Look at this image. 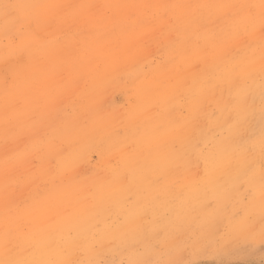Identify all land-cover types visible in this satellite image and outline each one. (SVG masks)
<instances>
[{"label":"rangeland","instance_id":"rangeland-1","mask_svg":"<svg viewBox=\"0 0 264 264\" xmlns=\"http://www.w3.org/2000/svg\"><path fill=\"white\" fill-rule=\"evenodd\" d=\"M263 31L264 0H0V255L31 257L0 262L264 264Z\"/></svg>","mask_w":264,"mask_h":264},{"label":"bare ground","instance_id":"bare-ground-1","mask_svg":"<svg viewBox=\"0 0 264 264\" xmlns=\"http://www.w3.org/2000/svg\"><path fill=\"white\" fill-rule=\"evenodd\" d=\"M60 1H61V0H60ZM62 1H65V0H62ZM73 1H74V0H73ZM94 1H95V0H94ZM213 2H214V1H213ZM51 3H53V2H51ZM114 3H115V2H114ZM184 3H185V1H184ZM189 3H190V2H189ZM196 3H197V2H196ZM74 4H75V2H74ZM100 4H101V3H100ZM100 4H99V5H100ZM132 4H134V3H132ZM132 4H131V5H132ZM79 5H80V4H79ZM159 5H160V4H159ZM62 6H63V5H62ZM75 6H77V5H75ZM96 6H97V5H95V7H96ZM129 6H130V5H129ZM134 6L136 7L135 4H134ZM190 6H191V5H190ZM60 7H61V6H60ZM110 7H112V6H110ZM126 7H127V6H125V7H123V8H126ZM135 7H133V8H135ZM235 7H236V6H235ZM69 8H70V7H69ZM71 8H72V7H71ZM71 8H70V10H71ZM102 8H103V7H102ZM119 8H120V7H119ZM127 8H128V7H127ZM127 8H126V9H127ZM130 8H132V7H130ZM35 9H36V8H35ZM66 9H67V8H66ZM74 9H75V8H74ZM77 9H79V8H77ZM116 9H117V8H116ZM246 9H247V8H246ZM246 9H245V10H246ZM119 10H120V9H119ZM128 10H129V9H128ZM128 10H127V11H128ZM197 10H198V9H197ZM202 10H203V9H202ZM61 11H62V10H61ZM127 11H126V13H127ZM167 11H168V10H167ZM236 11H237V10H236ZM242 11H243V8H242ZM47 12H48V11H47ZM55 12H57V11L55 10ZM93 12H94V10H93ZM93 12H92V13H93ZM95 12H96V10H95ZM111 12H112V11H111ZM132 12L135 13L136 11L132 10ZM229 12H230V11H229ZM237 12H238V11H237ZM245 12H246V11H245ZM51 13H52V12H51ZM68 13H69V12H68ZM136 13H137V12H136ZM136 13H135V15L137 16ZM190 13H191V10H190ZM238 13H240V12H238ZM242 13H243V12H242ZM57 14H58V13H57ZM86 14H87V13H86ZM202 14H203V12H202ZM227 14H228V12H227ZM240 14H241V13H240ZM243 14H244V13H243ZM50 15H51V14H50ZM79 15H80V14H79ZM88 15H89V14H88ZM88 15H87V16H88ZM92 15H93V14H92ZM128 15H130V12H129ZM143 15H144V14H143ZM164 15H165V14H164ZM187 15H189V13H188ZM236 15H237V14H236ZM93 16H95V15H93ZM162 16H163V15H162ZM162 16H160L159 20L162 19V18H161ZM223 16H224V15H223ZM60 17H61V16H60ZM67 17H68V16H67ZM78 17H79V16H78ZM83 17H84V15H83ZM111 17H112V16H111ZM111 17H110V18H111ZM138 17H139V16H137L136 18H138ZM182 17H184V16H181V18H182ZM232 17H233V15H232ZM235 17H236V16H235ZM45 18H46V17H45ZM74 18H75V17H74ZM117 18H118V17H117ZM139 18H140V17H139ZM168 18H169V16H168ZM181 18H180V19H181ZM197 18H198V17H197ZM209 18H210V17H209ZM220 18H221V17H220ZM236 18H237V17H236ZM68 19H69V17H68ZM71 19H72V18H71ZM78 19H79V18H78ZM141 19H142V18H141ZM144 19H145V18H144ZM165 19H166V18H165ZM206 19H208V18L206 17ZM230 19H231V18H230ZM230 19H229V20H230ZM64 20H65V22L67 23V20H66V19H64ZM92 20H93V19H91L90 21H92ZM129 20L132 21V19H129ZM156 20H157V19H156ZM52 21H54V20H52ZM58 21H59V20H58ZM95 21H96V20H95ZM111 21H112V20H111ZM120 21H121V20H120ZM139 21H140V20H139ZM152 21H153V20H152ZM152 21H151V22H152ZM163 21H164V20H162L161 22H158L157 24H156L157 21H155L154 24H156V25H155L156 28H154V27L152 26V29L154 28L155 31L157 30V32H158V31L161 32V31H164L165 29H167V28H168V22H166V21L163 22ZM202 21H203V20H202ZM54 22H56V21H54ZM68 22H69V21H68ZM85 22H88V21H85ZM141 22H142V20H141ZM195 22H196V21H195ZM215 22H216V21H215ZM215 22H214V23H215ZM227 22H228V21H227ZM227 22H226V23H227ZM66 23H65V25H66ZM75 23H76V22H75ZM95 23H96V22H95ZM127 23H128V21H127ZM129 23H130V22H129ZM129 23H128V24H129ZM134 23H135V22H134ZM144 23H145V22H144ZM146 23H147V22H146ZM83 24H84V23H83ZM131 24H132V23H130V25H131ZM139 24H140V22H139ZM147 24H148V23H147ZM147 24H145V25H147ZM151 24H152V23H150L149 25H151ZM50 25H51V23H50ZM50 25H49V26H50ZM84 25H85V24H84ZM90 25H92V23H91ZM96 25H97V23H96ZM145 25H144V26H145ZM152 25H153V24H152ZM172 25H174V24H172ZM203 25H204V24H203ZM211 25H212V24H211ZM237 25H238V24H237ZM66 26H67V25H66ZM68 26H70V24H68ZM86 26H87V25H86ZM126 26H127V25H126ZM126 26H125V27H126ZM133 26H134V25H133ZM192 26H193V25H192ZM56 27H59V26L56 25ZM96 27H97V26H96ZM101 27H102V26H101ZM119 27H120V26H119ZM127 27H128V26H127ZM127 27H126V28H127ZM184 27H185V26H184ZM66 28H67V27H66ZM98 28H99V27H98ZM98 28H97V29H98ZM103 28H104V27H103ZM141 28H142V27H141ZM178 28H179V27H178ZM178 28H176V29H178ZM187 28H188V26H187ZM214 28H215V27H214ZM216 28H217V27H216ZM54 29H56V28H54ZM58 29H59V28H58ZM62 29H63V28H62ZM78 29H79V28H78ZM93 29H94V28H93ZM101 29H102V28H101ZM120 29H121V28H120ZM123 29H125V28H123ZM128 29H129V27H128ZM189 29H190V28H189ZM246 29H247V28H246ZM69 30H70V29H69ZM87 30H88V29H87ZM87 30H86V31H87ZM89 30H90V28H89ZM114 30H115V29H114ZM117 30H118V29H117ZM136 30H137V29H136ZM136 30H135V32H137ZM138 30H140V29H138ZM233 30H234V29H233ZM52 31H53V30H52ZM70 31H71V30H70ZM83 31H84V30H83ZM83 31H81V32H83ZM107 31H108V30H107ZM119 31H120V30H119ZM124 31H125V30H124ZM150 31H151V29H150ZM96 32H97V31H96ZM104 32H105V31H104ZM113 32H114V31H113ZM160 32H159V33H160ZM175 32H176V31H175ZM261 32H262V31H261ZM263 32H264V31H263ZM55 33H56V32H55ZM74 33H76V32H74ZM89 33H91V31H90ZM108 33H109V31H108ZM108 33H106V34H108ZM111 33H112V31H111ZM124 33H125V32H124ZM130 33H131V32H129V34H130ZM147 33H149V32H147ZM150 33H151V32H150ZM81 34H82V33H81ZM100 34H101V33H100ZM131 34H132V33H131ZM144 34L146 35V33H144ZM152 34H153V33H152ZM161 34H162V33H161ZM161 34H160V35H161ZM168 34H170V33H168ZM175 34L177 35V33H175ZM261 34H263V33H261ZM86 35H87V34H86ZM86 35H83V36H86ZM103 35H104V34H103ZM154 35H155V34H154ZM158 35H159V34H158ZM162 35H163V34H162ZM55 36H56V35H55ZM104 36H105V35H104ZM106 36H107V35H106ZM106 36H105V37H106ZM116 36H117V35H116ZM123 36H124V34H123ZM137 36H138V35H137ZM142 36H143V35H142ZM172 36H173V35H172ZM174 36H175V35H174ZM80 37H81V36H80ZM125 37H126V35H125ZM127 37H128V35H127ZM143 37H144V36H143ZM145 37L147 38V36H145ZM148 37H150V36H148ZM160 37H161V36H160ZM162 37L164 38V36H162ZM240 37H242V36H240ZM65 38H66V37H65ZM75 38H76V37H75ZM85 38H86V37H85ZM91 38H92V37H91ZM95 38H96V37H95ZM101 38H103V36H102ZM116 38H117V37H116ZM131 38H132V37H131ZM131 38H129V39H131ZM134 38H135V37H134ZM151 38H152V37H151ZM151 38H150V40H151ZM154 38H155V37H154ZM174 38H175V37H174ZM174 38L172 37L173 40H175ZM69 39H71V38H69ZM69 39H68V40H69ZM89 39H90V38H89ZM89 39H88V40H89ZM114 39H115V37H114ZM117 39H118V38H117ZM138 39H140V38H138ZM158 39H160V38H158ZM169 39H170V38H169ZM172 39H171V40H172ZM242 39H243V37H242ZM242 39H239V41L242 40ZM68 40H67V41H68ZM88 40H87V41H88ZM97 40H99V38H98ZM102 40H103V39H102ZM143 40H145V39H143ZM150 40H149V41H150ZM164 40H166V39H164ZM167 40H168V39H167ZM171 40H170V41H171ZM64 41H65V40L63 39V42H64ZM79 41H80V40H79ZM81 41H82V40H81ZM95 41H96V40H95ZM105 41H106V40H105ZM113 41H114V40H113ZM120 41H122V40H120ZM126 41H127V39H126ZM126 41H125V38H124V41H123L124 44H123V45L126 44ZM139 41H140V40H139ZM152 41H153V40H152ZM89 42H90V41H89ZM99 42H100V41H99ZM115 42H116V41H115ZM115 42H114V43H115ZM131 42H132V41H131ZM131 42H130V43H131ZM144 42H147V40L144 41ZM158 42H159V41H158ZM245 42H246V41H245ZM39 43H40V42H39ZM68 43H69V41H68ZM72 43H73V42H72ZM77 43H78V42H77ZM94 43H95V42H94ZM104 43H105V42H104ZM116 43H117V42H116ZM132 43H133V42H132ZM137 43H138V42H137ZM163 43H164V42H163ZM171 43H172V42H171ZM197 43H198V42H197ZM215 43H216V42H215ZM36 44H38V43H36ZM45 44H46V43H45ZM62 44H64V43H62ZM85 44H86V43H85ZM102 44H103V43H102ZM142 44H143V43H142ZM244 44H245V43H244ZM252 44H253V42H252ZM57 45H58V44H57ZM76 45H77V44H76ZM80 45H81V44H80ZM134 45H136V42H135ZM167 45H168V44H167ZM189 45H190V44H189ZM194 45H195V44H194ZM47 46H48V45H47ZM58 46H59V45H58ZM62 46H63V45H62ZM65 46H66V45H65ZM70 46H71V45H70ZM102 46H103V45H102ZM109 46H110V45H109ZM111 46H114V45H111ZM119 46H121L120 43H119ZM181 46H182V45H181ZM237 46H238V45H237ZM249 46H250V45H249ZM257 46H258V45H257ZM66 47H67V46H66ZM121 47H126V46H121ZM136 47H137V46H136ZM136 47H135V48H136ZM149 47H150V46H149ZM161 47H162V46H161ZM182 47H183V46H182ZM229 47H230V46H229ZM39 48H40V47H39ZM56 48H57V47H56ZM115 48H116V47H115ZM234 48H236V47H234ZM248 48H250V47H248ZM248 48H247V49H248ZM54 49H55V48H54ZM73 49H74V48H73ZM73 49H72V50H73ZM77 49H78V48H77ZM110 49H111V48H110ZM136 49H137V48H136ZM226 49H227V48H226ZM247 49H246V50H247ZM58 50H59V49H58ZM117 50H118V49H117ZM137 50H138V49H137ZM146 50H147V49H146ZM160 50H161V49H160ZM165 50H166V48H165ZM165 50H164V51H165ZM239 50H241V49H239ZM38 51H39V50H38ZM74 51H75V50H74ZM85 51H86V50H85ZM138 51H139V50H138ZM45 52H46V51H45ZM57 52H58V51H57ZM118 52L120 53V51H118ZM128 52H129V51H128ZM136 52H137V51H136ZM148 52H149V51H148ZM205 52H206V51H205ZM205 52H204V53H205ZM229 52H230V51H229ZM233 52H234V50H233ZM74 53H75V52H74ZM129 53H132V51H130ZM227 53H228V52H227ZM231 53H232V52H231ZM246 53H247V52H246ZM35 54H37V53H34V55H35ZM82 54H83V53H82ZM228 54H230V53H228ZM238 54H239V53H238ZM34 55H33V56H34ZM59 55H60V54H59ZM71 55H72V54H71ZM74 55H75V54H74ZM100 55H101V54H100ZM233 55H236V54H233ZM246 55H248V54H246ZM45 56H47V55H45ZM80 56H81V53H80ZM83 56H84V55H83ZM102 56H103V55H102ZM118 56H119V55H118ZM130 56H131V55H130ZM134 56H135V55H134ZM137 56H138V55H137ZM139 56H140V55H139ZM239 56H240V55H239ZM239 56H237V57H239ZM51 57H52V56H51ZM55 57H56V56H55ZM141 57H142V56H141ZM232 57H233V56H232ZM232 57H231V58H232ZM47 58H48V56H47ZM47 58H46V60H47ZM57 58H58V57H57ZM63 58H64V57H63ZM83 58H84V57H83ZM226 58H228V55H227ZM246 58H247V57H246ZM52 59H53V58H52ZM61 59H62V58H61ZM88 59H89V57H88ZM98 59H99V58H98ZM125 59H126V58H125ZM142 59H143V58H142ZM70 60H72V59H70ZM70 60H69V61H70ZM73 60H75V59H73ZM81 60H82V59H81ZM81 60H80V61H81ZM207 60H209V59H207ZM225 60H226V62H227V59H225ZM244 60H245V59H244ZM41 61H42V60H41ZM89 61H90V60H89ZM99 61H100V60H99ZM47 62H48V61H47ZM72 62H73V61H72ZM137 62H138V61H137ZM242 62H243V60H242ZM42 63H43V62H42ZM125 63L128 64V62H125ZM125 63H124V64H125ZM224 63H225V62H224ZM45 64H46V63H45ZM69 64H70V63H69ZM82 64H83V63H82ZM97 64H98V63H97ZM122 64H123V63H122ZM132 64H133V63H132ZM135 64H136V63L134 62V65H135ZM137 64H138V63H137ZM140 64H141V62H140ZM162 64H163V63H162ZM166 64H167V63H166ZM227 64H228V62H227ZM229 64H230V63H229ZM241 64H242V63H241ZM241 64H240V65H241ZM37 65H38V64H37ZM46 65H47V64H46ZM83 65H84V64H83ZM95 65H96V64H95ZM106 65H107V63H106ZM111 65H112V64H111ZM120 65H121V63H120ZM120 65H119V66H120ZM134 65H133V66H134ZM138 65H139V64H138ZM163 65H164V64H163ZM163 65H162V66H163ZM220 65H221V64H220ZM220 65H219V66H220ZM224 65H226V64H224ZM240 65H239V66H240ZM97 66H98V65H97ZM116 66H117V65H116ZM128 66H129V65H128ZM130 66H131V65H130ZM133 66H132V67H133ZM195 66H196V65H195ZM197 66H198V65H197ZM197 66H196V68H197ZM207 66H208V65H207ZM101 67H102V66H101ZM108 67L110 68V66H108ZM132 67H131V68H132ZM138 67H139V66H138ZM176 67H177V65H176ZM176 67H175V68H176ZM179 67H180V66H179ZM220 67H221V66H220ZM237 67H238V66H237ZM244 67H245V66H244ZM247 67H249V66H247ZM247 67H246V68H247ZM67 68H68V67H67ZM99 68H100V67H99ZM122 68H123V67H122ZM199 68L201 69L200 66H199ZM206 68H207V67H206ZM218 68H219V67H218ZM218 68H217V69H218ZM230 68H231V67H230ZM95 69H96V68H95ZM132 69H133V68H132ZM134 69H135V68H134ZM137 69H138V68H137ZM202 69H203V68H202ZM202 69H201V70H202ZM204 69H205V68H204ZM219 69H220V68H219ZM67 70H68V69H67ZM106 70H107V69H106ZM119 70H120V69H119ZM122 70H124V68H123ZM245 70H246V69H245ZM256 70H257V69H256ZM117 71H118V70H117ZM186 71H187V70H186ZM196 71H197V70H196ZM207 71H208V69H207ZM123 72H124V71H123ZM136 72H137V71H136ZM173 72H175V71H173ZM199 72H201V71H199ZM203 72H204V70H203ZM203 72H201V76L204 74ZM205 72H206V70H205ZM234 72H235V70H234ZM234 72H233V73H234ZM11 73H12V72H11ZM109 73H110V72H109ZM196 73H197V72H196ZM202 73H203V74H202ZM120 74H121V72H120ZM141 74H142V72H141ZM166 74H167V72H166ZM199 74H200V73H199ZM253 74H254V73H253ZM253 74H252V75H253ZM259 74H260V73H259ZM97 75H98V73H97ZM112 75H113V74H112ZM112 75H111V76H112ZM146 75H147V74H146ZM156 75H157V74H156ZM193 75H194V77L197 76V75L195 76V73H194ZM100 76H101V75H100ZM106 76H107V75H106ZM136 76H137V75H136ZM140 76H141V75H140ZM221 76H222V75H221ZM250 76H251V75H250ZM107 77H108V76H107ZM118 77H119V74H118ZM169 77H170V76H169ZM171 77H172V76H171ZM189 77H190V76L188 75V79H187V80H190ZM194 77H193V79H194ZM199 77H200V76H199ZM208 77H209V76H208ZM238 77H239V76H238ZM243 77H244V76H243ZM14 78H15V77H14ZM103 78H104V77H103ZM18 79H19V78H18ZM24 79H25V78H24ZM65 79H66V78H65ZM116 79H117V78H116ZM118 79H119V78H118ZM132 79H134V78H132ZM171 79H172V78H171ZM185 79H186V78H185ZM191 79H192V78H191ZM193 79H192V80H193ZM198 79H199V78H198ZM200 79H201V78H200ZM200 79H199V81H200ZM238 79H239V78H238ZM242 79H243V78H242ZM16 80H17V79H16ZM96 80H97V79H96ZM105 80H106V79H105ZM120 80H121V79H120ZM136 80H137V79H136ZM142 80H143V79H142ZM153 80H154V79H153ZM187 80H186V82H187ZM192 80H191V81H192ZM243 80H244V79H243ZM256 80H257V78H256ZM97 81H98V80H97ZM121 81H122V80H121ZM123 81H124V80H123ZM127 81H129V80H127ZM134 81H135V80H134ZM159 81H160V80H159ZM191 81H190V82H191ZM235 81H237V80H235ZM15 82H16V81H15ZM35 82H36V81H35ZM60 82H62V80H61ZM83 82H84V81H83ZM86 82H87V81H86ZM113 82H114V81H113ZM169 82H170V80H169ZM183 82H185V81H183ZM183 82H182V84H183ZM186 82H185V83H186ZM229 82H230V81H229ZM242 82H243V81H242ZM16 83H17V82H16ZM88 83H89V82H88ZM123 83H124V82H123ZM176 83H177V82H176ZM178 83H181V82L178 81ZM185 83H184V84H185ZM187 83H189V82H187ZM197 83L199 84V82H197ZM11 84H12V83H11ZM40 84H41V83H40ZM105 84H106V81H105ZM112 84H114V83H112ZM162 84H163V83H162ZM200 84H203V82L200 83ZM234 84H235V83H234ZM237 84H238V82H237ZM237 84H236V86H237ZM14 85H15V84H14ZM47 85H48V84H47ZM86 85H87V84H86ZM109 85H110V84H109ZM132 85H133V84H132ZM134 85H135V84H134ZM139 85H140V84H139ZM178 85H180L179 88H181V84H178ZM232 85H233V83H232ZM129 86H130V85H129ZM188 86H189V85H188ZM188 86H187V87H188ZM193 86H194V85H193ZM218 86H219V85H218ZM239 86H240V85H239ZM251 86H252V85H251ZM40 87H41V86H40ZM79 87H80V86H79ZM117 87H118V86H116L115 88H117ZM120 87H122V86H120ZM120 87H118V88H120ZM131 87H132V86H131ZM134 87H135V86H134ZM137 87H138V86H137ZM139 87H140V86H139ZM194 87H196V83H195V86H194ZM212 87H213V86H212ZM82 88H84V87H82ZM111 88H113V87H111ZM156 88H157V87H156ZM176 88H177V87H176ZM182 88H183V86H182ZM184 88H185V87H184ZM197 88H198V87H197ZM219 88H220V87H219ZM233 88H234V86H233L231 89H233ZM249 88H250V87H249ZM10 89H11V88H10ZM40 89H41V88H40ZM79 89H80V88H79ZM85 89H86V88H85ZM129 89H130V88H129ZM198 89H199V88H198ZM205 89H206V88H205ZM207 89H208V88H207ZM214 89H215V88H214ZM214 89H213V92H212V93H214ZM223 89H224V88H223ZM235 89H236V88H235ZM250 89H252V88H250ZM260 89H262V88H260ZM127 90H128V89H127ZM185 90H186V88H185ZM224 90H225V89H224ZM88 91H89V90H88ZM91 91H92V90H91ZM91 91H90V92H91ZM109 91H110V90H109ZM109 91H108V92H109ZM114 91H115V90H114ZM139 91H140V90H139ZM176 91H177V89H176ZM179 91H180V90H179ZM193 91H196L195 88H194ZM202 91H203V90H202ZM204 91H205V90H204ZM218 91H219V90H218ZM79 92H80V91H79ZM125 92H126V91H125ZM191 92H192V91H191ZM224 92H225V91H224ZM229 92H230V91H229ZM229 92H228V93H229ZM97 93H99V92H97ZM111 93H112V92H111ZM120 93H122V92H120ZM129 93H130V92H129ZM175 93H176V92H175ZM199 93H200V92H199ZM199 93H198V94H199ZM217 93H218V92H217ZM228 93L226 94V96H229ZM132 94H133V93H132ZM179 94H180V92H179ZM182 94H183V93H182ZM185 94H186V93H185ZM215 94H216V93H215ZM229 94H230V93H229ZM73 95H74V94H73ZM203 95H204V94H203ZM206 95H207V94H206ZM213 95H214V94H213ZM249 95H250V94H249ZM10 96H11V95H10ZM84 96H85V95H84ZM86 96H87V95H86ZM88 96H89V95H88ZM151 96H152V95H151ZM186 96H187V94H186ZM195 96H196V94H195ZM195 96H194V97H195ZM204 96H205V95H204ZM204 96H203V97H204ZM221 96H222V93H221ZM224 96H225V95H224ZM180 97H181V96H180ZM196 97H197V96H196ZM200 97H201V96H200ZM205 97H206V96H205ZM77 98H78V97H77ZM137 98H138V95H137ZM86 99H87V98H86ZM88 99H89V98H88ZM143 99H144V98H143ZM173 99H174V98H173ZM199 99H200V98H199ZM227 99H228V98H227ZM234 99H235V98H234ZM134 100H135V99H134ZM151 100H152V99H151ZM192 100H193V99H192ZM197 100H198V99H197ZM209 100H210V99H209ZM217 100H218V99H217ZM224 100H225V99H224ZM224 100H223V102H224ZM250 100H251V99H250ZM79 101H80V100H79ZM193 101H194V100H193ZM210 101H211V100H210ZM219 101H221V99H220ZM233 101H234V100H233ZM255 101H256V100H255ZM88 102H89V101H88ZM135 102H136V100H135ZM155 102H156V101H155ZM190 102H191V101H190ZM205 102H206V101H205ZM86 103H87V102H86ZM192 103H193V102H192ZM192 103H191V104H192ZM194 103H195V102H194ZM206 103H207V102H206ZM246 103H247V102H246ZM61 104H62V103H61ZM110 104H111V103H110ZM117 104H118V103H117ZM185 104H186V103H185ZM185 104H184V105H185ZM187 104H188V103H187ZM196 104H197V102H196ZM213 104H214V103H213ZM227 104H228V103H227ZM16 105H17V103H16ZM130 105H131V104H130ZM133 105H134V104H133ZM171 105H172V104H171ZM201 105H202V104H201ZM224 105H226V104H224ZM151 106H152V105H151ZM206 106H208V105H206ZM227 106H228V105H227ZM255 106H256V105H255ZM77 107H78V106H77ZM82 107H83V106H82ZM188 107H189V106H188ZM196 107H199V106L197 105ZM222 107H225V106H222ZM5 108H6V107H5ZM105 108H106V107H105ZM122 108H123V107H122ZM122 108H120V109L123 110ZM203 108H204V107H203ZM218 108H219V107H218ZM220 108H221V106H220ZM226 108H227V107H226ZM245 108H246V107H245ZM78 109H79V108H78ZM125 109H126V108H125ZM130 109H131V107H130ZM130 109H129V111H130ZM179 109H180V111H181V108H179ZM198 109H199V108H198ZM216 109H217V108H216ZM221 109H222V108H221ZM221 109H220V110H221ZM76 110H77V109H76ZM101 110H102V109H101ZM108 110H109V109H108ZM205 110H206V109H205ZM205 110H204V111H205ZM210 110H211V109H210ZM10 111H11V110H10ZM74 111H75V110H74ZM127 111H128V110H127ZM196 111H197V110H196ZM6 112H7V111H6ZM78 112H79V111H78ZM172 112H173V111H172ZM192 112H193V110H192ZM210 112H211V111H210ZM218 112H219V111H218ZM223 112H224V111H223ZM226 112H227V111H226ZM127 113H128V112H127ZM127 113H126V114H127ZM193 113H194V112H193ZM196 113H197V112H196ZM200 113H201V112H200ZM229 113H230V112H229ZM253 113H254V112H253ZM63 114H64V113H63ZM153 114H154V113H153ZM178 114H179V113H178ZM180 114H181V113H180ZM201 114H202V113H201ZM206 114H207V113H206ZM10 115H12V114H10ZM122 115H123V114H122ZM223 115H224V113H223ZM231 115H232V114H231ZM231 115H230V117H231ZM169 116H170V115H169ZM181 116H182V115H181ZM195 116H196V115H195ZM251 116H252V115H251ZM57 117H58V116H57ZM82 117H83V116H82ZM206 117H207V116H206ZM230 117H229V119H230ZM248 117H249V115H248ZM175 118H176V117H175ZM191 118H192V117H191ZM193 118H194V116H193ZM197 118H198V117H197ZM215 118H216V117H215ZM11 119H12V118H11ZM20 119H21V118H20ZM93 119H94V118H93ZM97 119H98V118H97ZM189 119H190V118H189ZM199 119H200V118H199ZM206 119H207V118H206ZM229 119H228V120H229ZM82 120H83V119H82ZM140 120H141V119H140ZM247 120H248V119H247ZM58 121H59V120H58ZM76 121H78V120H76ZM109 121H110V120H109ZM117 121H118V119H117ZM134 121H135V120H134ZM194 121H195V120H193V122H194ZM212 121H213V120H212ZM122 122H123V121H122ZM204 122H205V121H204ZM216 122L218 123V121H216ZM236 122H237V121H236ZM82 123H83V122H82ZM84 123H85V122H84ZM199 123H200V122H199ZM207 123H208V122H207ZM244 123H245V122H244ZM139 124H140V123H139ZM153 124H154V123H153ZM195 124H196V123H195ZM208 124H210V123H208ZM208 124H207V125H208ZM215 124H216V123H215ZM215 124H214V125H215ZM229 124H230V123H229ZM53 125H54V124H53ZM57 125H58V124H57ZM60 125H61V124H60ZM96 125H98V124H96ZM113 125H114V124H113ZM120 125H121V124H120ZM137 125H138V124H137ZM193 125H194V123H193ZM201 125H202V124H201ZM212 125H213V124H212ZM240 125H241V123H240ZM11 126H12V125H11ZM91 126H92V125H91ZM140 126H141V125H140ZM222 126H223V125H222ZM238 126H239V125H237V127H238ZM54 127H55V126H54ZM58 127H59V126H58ZM67 127H69V126H67ZM105 127H106V126H105ZM105 127H104V128H105ZM141 127H142V126H141ZM218 127H219V124H218ZM79 128H80V127H79ZM185 128H186V127H185ZM205 128H206V127H205ZM47 129H48V128H47ZM91 129H92V128H91ZM95 129H96V128H95ZM102 129H103V128H102ZM216 129H217V127H216ZM2 130H4V129H2ZM99 130H100V129H99ZM105 130H106V129H105ZM108 130H109V129H108ZM108 130H106V131H108ZM189 130H190V128H189ZM219 130H220V129H219ZM219 130H218V131H219ZM235 130H236V129H235ZM51 131H52V130H51ZM80 131H81V130H80ZM173 131H174V130H173ZM210 131H211V130H210ZM214 131H215V130H214ZM242 131H243V130H242ZM110 132H111V131H110ZM202 132H204V131H202ZM202 132H201V133H202ZM208 132H209V131H208ZM215 132H216V131H215ZM47 133H48V132H47ZM92 133H93V132H92ZM112 133H113V131H112ZM116 133H117V132H116ZM100 134H101V133H100ZM190 134H192V133L190 132ZM194 134H196V133H194ZM245 134L247 135V133H245ZM94 135H95V134H94ZM202 135H204V134H202ZM208 135H209V134H208ZM210 135H212V134H210ZM88 136H89V135H88ZM217 136H218V134H217ZM211 137H212V136H211ZM93 138H94V137H93ZM111 138H112V137H111ZM6 139H7V138H6ZM64 139H65V138H64ZM98 139H99V138H98ZM208 139H209V138H208ZM251 139H252V138H251ZM65 140H66V139H65ZM79 140H80V139H79ZM83 140H84V139H83ZM88 140H89V139H88ZM200 140H201V139H200ZM241 140H242V139H241ZM78 142H79V141H78ZM234 142H235V141H234ZM241 142H242V141H240V143H241ZM7 143H8V142H7ZM211 143H212V142H211ZM67 144H68V142H67ZM81 144H82V143H81ZM102 144H103V143H102ZM122 144H123V143H122ZM238 144H239V142H238ZM11 145H12V144H11ZM72 146H73V145H72ZM237 146H238V145H237ZM131 147H132V146H131ZM197 147H198V145H197ZM197 147H196V148H197ZM117 148H118V147H117ZM125 148H126V147H125ZM201 148H202V147H201ZM103 149H104V148H103ZM113 149H114V148H113ZM127 149H128V148H127ZM17 150H18V149H17ZM96 150H97V149H96ZM121 150H122V148H121ZM124 150H125V149H124ZM248 150H249V147H248ZM88 151H89V150H88ZM103 151H104V150H103ZM104 152H105V151H104ZM104 152H103V153H104ZM5 153H6V152H5ZM10 153H11V152H10ZM16 153H17V152H16ZM118 153H119V151H118ZM11 154H12V153H11ZM85 154H86V153H85ZM98 154H99V153H98ZM5 155H7V154H5ZM91 155H92V154H91ZM29 156H30V155H29ZM119 156H120V155H119ZM199 156H200V155H199ZM87 157H88V156H87ZM99 157H100V156H99ZM108 157H109V156H108ZM121 159H122V158H121ZM115 160H116V159H115ZM115 160H114V162H115ZM260 160H261V159H260ZM86 163H87V165H88V162H86ZM89 164H90V163H89ZM97 164H98V163H97ZM112 164H113V163H112ZM114 164H115V163H114ZM80 165H81V164H80ZM82 165H83V164H82ZM91 165H92V164H91ZM108 165H109V164H108ZM260 165H261V163H260ZM30 166H31V165H30ZM94 166H96V165H94ZM94 166H93V167H94ZM34 167H35V166H34ZM87 167H88V166H87ZM260 167H261V166H260ZM84 168H85V167H84ZM15 169H16V168H15ZM98 169H99V168H98ZM103 169H104V168H102V170H103ZM26 170H27V169H26ZM94 170H95V169H94ZM104 170H105V169H104ZM72 171H73V170H72ZM85 171H86V169H85ZM106 171H107V170H106ZM111 171H112V170H111ZM27 172H28V171H27ZM27 172H26V173H27ZM45 172H46V171H45ZM79 172H80V171H79ZM198 172H199V171H198ZM87 173H88V172H87ZM51 174H52V172H51ZM51 174H50V175H51ZM88 174H89V173H88ZM94 174H95V173H94ZM104 174H105V173H104ZM121 174H122V173H121ZM17 175H19V174H17ZM30 175H31V174H30ZM81 175H82V174H81ZM123 175H124V174H123ZM125 175H126V174H125ZM13 176H14V175H13ZM90 176H91V175H90ZM102 176H103V175H102ZM126 176H127V175H126ZM50 177H51V176H50ZM88 177H89V176H88ZM20 178H21V177H20ZM23 178H24V177H23ZM39 178H40V177H39ZM92 178H93V176H92ZM126 178H127V177H126ZM28 179H29V178H28ZM105 179H106V178H105ZM16 180H17V179H16ZM21 180H22V179H21ZM107 180H108V179H107ZM101 181H102V180H101ZM105 181H106V180H105ZM19 182H20V181H19ZM38 182H39V181H38ZM110 182H111V181H110ZM36 183H37V182H36ZM76 183H78V182H76ZM80 183H81V182H80ZM99 183H100V181H99ZM101 183H102V182H101ZM23 184H24V183H23ZM85 184H87V183H85ZM17 185H19V184H17ZM40 185H41V183H40ZM85 186H86V185H85ZM16 187H17V186H16ZM19 187H21V186H19ZM26 187H27V186H26ZM41 187H42V186H41ZM46 187H47V186H46ZM119 187H120V186H119ZM87 188H88V187H87ZM89 188H90V187H89ZM28 190H29V189H28ZM31 190H32V188H31ZM44 190H45V189H44ZM44 190H43V191H44ZM100 191H101V190H100ZM32 192H33V191H32ZM17 193H19V192H17ZM25 194H26V193H25ZM31 194H32V193H31ZM20 195H21V194H20ZM30 196H31V195H30ZM26 197H28V196H26ZM13 198H14V197H13ZM34 198H36V197H34ZM9 199H10V198H9ZM25 199H26V198H25ZM11 200H12V199H11ZM23 200H24V199H23ZM7 201H8V200H7ZM11 202H12V201H11ZM29 202H30V200H29ZM12 204H13V203H12ZM14 205H15V204H14ZM0 206H1V205H0ZM6 206H7V205H6ZM8 206H9V205H8ZM10 206H12V205H10ZM5 209H6V208H5ZM6 210H7V209H6ZM11 210H12V209H11ZM17 211H18V210H17ZM80 211H81V210H80ZM7 213L9 214V212H7ZM88 213H90V212H88ZM13 214H14V213H13ZM86 214H87V213H86ZM83 215H84V214H83ZM3 216H4V215H3ZM84 216H85V215H84ZM91 216H92V215H91ZM10 217H11V216H10ZM87 217H88V216H87ZM87 217H85V218H87ZM97 219H98V218H97ZM97 219H96V220H97ZM84 220H85V219H84ZM96 220H94V221H96ZM22 221H23V220H22ZM4 222H5V221H4ZM20 222H21V221H20ZM79 222H81V221H79ZM87 222H88V221H87ZM82 224H83V223H82ZM87 224H88V223H86V225H87ZM117 224H118V223H117ZM83 225H84V224H83ZM88 225H89V224H88ZM107 225H108V224H107ZM22 227H23V226H22ZM22 227H21V228H22ZM88 227L90 228V226H88ZM16 228H18V227H16ZM82 228H83V227H82ZM85 228H86V227H85ZM97 228H98V227H97ZM99 228H100V227H99ZM7 229H8V228H7ZM24 229H25V228H24ZM21 230H22V229H21ZM108 230H109V229H108ZM87 232H88V231H87ZM97 232H98V231H97ZM55 233H56V232H55ZM100 233H101V232H100ZM9 234H10V233H9ZM109 234H110V233H109ZM83 235H84V234H83ZM95 235H96V234H95ZM50 236H51V235H50ZM80 236H81V235H80ZM96 236H97V235H96ZM102 236H103V235H102ZM77 238H78V237H77ZM112 238H113V237H112ZM81 239H82V238H81ZM99 239H100V238H99ZM11 240H12V241L10 242V244L12 245V247H13V249L16 251V253H15V252L12 253V254H13V255H12L13 257H11V254H10L9 252L0 255L1 258H4L3 260H6V261H8V260H18V262H26L29 258H31V257H29V256L27 255V253L25 252V248H24L25 246H24V244H20L19 239H17V238H13V239H11ZM51 240H52V239H51ZM78 240H79V239H78ZM97 240H98V239H97ZM91 241H92V239H91ZM107 241H108V240H107ZM114 241H115V240H114ZM50 242H52V241H50ZM50 242H49V243H50ZM87 242H88V241H87ZM87 242H86V243H87ZM111 242H113V241H111ZM54 243H55V242H54ZM71 244H72V243H71ZM75 244H76V243H75ZM89 244H90V243H89ZM45 245L48 246L47 244H45ZM52 245H53V244H52ZM64 245H65V244H64ZM85 245H86V244H85ZM85 245L83 244V246H85ZM121 245H122V244H121ZM46 246H42V247H38V248H37V255H36L37 258H43V257H45V256L48 254L50 247H49V246L46 247ZM53 246H54V245H53ZM67 247L70 249V248L72 247V245H68ZM76 247H77V246H76ZM81 247H82V246H81ZM94 247H95V246H94ZM105 247H107V246H105ZM68 248H64V249L67 250ZM73 248H75V247H73ZM111 248H112V247H111ZM69 249H68V250H69ZM77 249H78V248H77ZM81 249H82V248H81ZM83 249H84V247H83ZM88 249H89V248H88ZM101 249H102V248H101ZM65 250H64V251H65ZM68 250H67V251H68ZM102 250H103V249H102ZM106 250H107V249H106ZM106 250H105V251H106ZM110 250H111V249H110ZM117 250H118V249H117ZM11 251H12V250H11ZM54 251H55V250H54ZM90 251H91V250H90ZM105 251H104V252H105ZM73 252H74V251H73ZM77 252H78V251H77ZM82 252H83V251H82ZM93 252H94V251H93ZM111 252H112V251H111ZM125 252L127 253V251H125ZM52 253H53V252H52ZM86 253H87V252H86ZM96 253H97V252H96ZM64 254H65V253H64ZM84 254H85V253H84ZM124 254H125V253H124ZM89 255H90V254H89ZM92 255H93V253H92ZM102 255H103V253H102ZM104 255L106 256V254H104ZM120 255H121V254H120ZM64 256H65V255H64ZM82 256H83V255H82ZM67 257H68V256H67ZM123 257H124V256H123ZM62 258H63V256H62ZM62 258H60V259H62ZM89 258L91 259V257H89ZM56 259H57V258H56ZM68 259H69V258H68ZM65 260H66V259H65ZM76 260H77V259H76ZM91 260H92V259H91ZM96 260H99V259H96ZM62 261H63V260H61V262H62ZM88 261H90V260H88ZM53 262H54V260H53ZM64 262H65V261H64ZM91 262H92V261H91ZM56 264H57V263H56ZM78 264H80V263H78ZM84 264H85V263H84ZM123 264H125V263H123Z\"/></svg>","mask_w":264,"mask_h":264},{"label":"snow or ice","instance_id":"snow-or-ice-1","mask_svg":"<svg viewBox=\"0 0 264 264\" xmlns=\"http://www.w3.org/2000/svg\"><path fill=\"white\" fill-rule=\"evenodd\" d=\"M0 264H4V262H0ZM8 264H11V262H8Z\"/></svg>","mask_w":264,"mask_h":264}]
</instances>
